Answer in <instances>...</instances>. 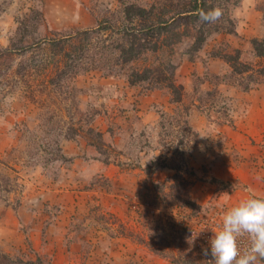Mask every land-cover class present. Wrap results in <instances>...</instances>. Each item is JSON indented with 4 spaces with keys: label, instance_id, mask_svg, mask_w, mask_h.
<instances>
[{
    "label": "rangeland",
    "instance_id": "1",
    "mask_svg": "<svg viewBox=\"0 0 264 264\" xmlns=\"http://www.w3.org/2000/svg\"><path fill=\"white\" fill-rule=\"evenodd\" d=\"M193 1L0 0V264H214L264 189V0Z\"/></svg>",
    "mask_w": 264,
    "mask_h": 264
},
{
    "label": "clouds",
    "instance_id": "2",
    "mask_svg": "<svg viewBox=\"0 0 264 264\" xmlns=\"http://www.w3.org/2000/svg\"><path fill=\"white\" fill-rule=\"evenodd\" d=\"M248 191L250 194L246 198L225 212L221 227L210 238L214 264H257L258 260L264 261V197ZM245 235L250 246L241 252L238 239Z\"/></svg>",
    "mask_w": 264,
    "mask_h": 264
},
{
    "label": "trees",
    "instance_id": "3",
    "mask_svg": "<svg viewBox=\"0 0 264 264\" xmlns=\"http://www.w3.org/2000/svg\"><path fill=\"white\" fill-rule=\"evenodd\" d=\"M206 1L207 0H201V3H198L197 0H194L193 6L189 10H187V13H191V17H193V18H197V13L202 11L203 10L202 8L206 7L205 6ZM160 24H162L163 27H166L167 23H160ZM160 24L152 25V26H150V28L153 29V28H155L156 25H160ZM160 27H162V26H160ZM158 34H160V33H158ZM260 45H262V44L257 40L252 41L253 49L255 50L258 57L263 56V49L262 50L260 49ZM122 51L123 52L120 55H121L122 61H124V62L133 61L134 59H137L140 56V54L142 53V51L140 52L139 50H135V47H132V46L127 48V50L122 49ZM235 63L236 64H233V65L231 64L232 68L234 69V71L241 73L242 71L240 69H238L239 67L237 66L238 63L237 62H235ZM151 73H152V70H144L143 73H140V72L132 73L131 75H129V77L131 78L130 83L135 84V83L146 81L147 79H150L149 75ZM166 81H167L166 78L163 77V78L159 79V77L157 76L154 83H159V82H165L166 83ZM168 88L170 90H173V86L171 84H168Z\"/></svg>",
    "mask_w": 264,
    "mask_h": 264
},
{
    "label": "built area",
    "instance_id": "4",
    "mask_svg": "<svg viewBox=\"0 0 264 264\" xmlns=\"http://www.w3.org/2000/svg\"><path fill=\"white\" fill-rule=\"evenodd\" d=\"M221 225H222V222L216 223L211 228V231L208 234H206V236L203 238V242L207 245L209 250H210V245H209L210 238L213 236L214 232L217 231L221 227ZM238 246H239L241 252L246 251L248 249V247L250 246L249 238L246 235L239 238L238 239Z\"/></svg>",
    "mask_w": 264,
    "mask_h": 264
},
{
    "label": "crops",
    "instance_id": "5",
    "mask_svg": "<svg viewBox=\"0 0 264 264\" xmlns=\"http://www.w3.org/2000/svg\"><path fill=\"white\" fill-rule=\"evenodd\" d=\"M259 176L262 177V175H259ZM263 186H264V181H263ZM256 196H258V197H264V189H263V192L261 194L256 195Z\"/></svg>",
    "mask_w": 264,
    "mask_h": 264
}]
</instances>
